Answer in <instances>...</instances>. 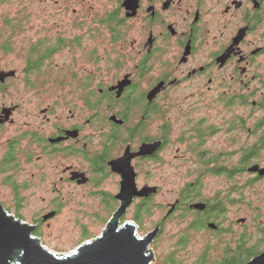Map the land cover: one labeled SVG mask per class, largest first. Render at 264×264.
Returning a JSON list of instances; mask_svg holds the SVG:
<instances>
[{
  "label": "flooded vegetation",
  "instance_id": "af4514ba",
  "mask_svg": "<svg viewBox=\"0 0 264 264\" xmlns=\"http://www.w3.org/2000/svg\"><path fill=\"white\" fill-rule=\"evenodd\" d=\"M55 1L33 35L24 31L26 15L0 25L9 31L7 52L17 31L29 40L23 73L45 72L41 86L65 90L35 114L27 99L8 100L17 71L0 68V195L19 207L30 197L51 203L31 222L0 202L6 214L30 226L43 245L40 230L70 201L95 198L101 211L92 221L106 229L122 205L117 162L128 158L137 191L157 188L134 196L118 220L137 229L140 205L147 203L152 216L160 191L141 177H151L155 166L185 168L193 181L167 204L152 243L179 214L187 220L180 250L191 233L201 238L197 264H264V0H81L77 9V0ZM65 47L82 53V66L72 58L69 72L49 68ZM78 106L87 113L75 121ZM94 125L98 132H85ZM145 145L151 152L137 155ZM79 230V239L90 240L87 225Z\"/></svg>",
  "mask_w": 264,
  "mask_h": 264
},
{
  "label": "rangeland",
  "instance_id": "374dc122",
  "mask_svg": "<svg viewBox=\"0 0 264 264\" xmlns=\"http://www.w3.org/2000/svg\"><path fill=\"white\" fill-rule=\"evenodd\" d=\"M46 1L47 0H5V3L0 4V25H2L5 20L14 17L16 14L17 16H20L21 14L26 15L25 25L27 26V30L24 31H26L25 33H31V35H33L36 32L35 28L37 26H44L40 24V19L50 16L53 14L51 12L56 9L55 0H48L49 2ZM77 1V3L72 5L71 9H77L80 7L81 4L79 2L81 0ZM92 1L98 3V0ZM71 9L69 13H66L67 15L72 14ZM60 14V16L63 15L62 13ZM67 15H64L63 17L69 18L70 15ZM56 16L58 15L56 14ZM37 23L39 24L37 25ZM38 32H40V30ZM73 32L74 29H70L64 33H66L65 35L70 36ZM8 33L9 31L2 29L0 26V68L4 70L17 71L16 78L11 80L9 83L8 100L10 99V102H15L19 98L27 99V102H25L26 107L30 110V112L37 114L38 108H42L46 104L52 103L54 98H56V94L59 93L57 91H61L63 86L46 89V85L41 86L40 84V81L46 77L45 72H36L31 75L23 73L25 65V49L27 41L29 42V40H27L26 37H22L21 34L19 35V32L17 31L18 36H16L15 40L9 41L10 52H7L4 45L8 39ZM20 33L23 34V32ZM77 33H80V31L75 29V34ZM28 39L30 38L28 37ZM67 48L65 47L62 51H60V53L54 56L46 65L50 68V66H55L57 64L59 70L61 67H64V69H61H63L64 72H69L70 67L73 68L72 64H70L71 59L77 58L78 62L76 65L81 67L84 60L82 53L80 51H78L79 53H76L75 51L71 53L69 50L70 48ZM50 72L52 75L55 74L54 71ZM60 73H58V77L61 80L64 73ZM106 77L109 78L110 75H107ZM27 81H36V88L32 89L27 87ZM64 81L67 80L64 79ZM65 108L67 107L64 105L59 106V110ZM78 108H76L74 112L76 115L75 121H77L78 118L84 120L87 112L85 109H82V106H78ZM25 112L27 111L19 112L17 114V118L23 119L25 114L28 113ZM96 126L97 125L88 127L90 130H86L85 132H98ZM174 154V152L170 153L169 157L171 158ZM187 171L188 169L185 168H164L155 166L151 177L147 178L144 177V175L141 177L140 183L148 182L149 185H158L160 187V191L154 198V203L157 207L154 208L153 215L150 218L144 219L143 224L137 228V235L139 237H144L147 233L153 231L155 225L159 223L163 217H165L168 208L166 207L167 204L174 202L177 192L185 183L193 181V178L187 175ZM208 179L206 192L210 191V184L212 181L211 178ZM30 193H32L31 190L25 191L26 195ZM43 193L42 195H44ZM0 202L5 208L10 209V212L12 213L14 210L18 209V212L22 215L26 222H31V220L37 217L38 214L40 216L46 211V208L50 207L51 204L48 200L44 202L40 198L30 197L23 203V207H19L17 205L19 201L14 200L11 195L7 196V194L0 195ZM98 211L100 212L101 210L97 199L80 196L78 198L76 197L63 208L62 213L58 218L51 222L50 227L45 226L42 230H40V238L43 241V245L50 251L61 255L73 252L84 240L90 241L97 238L105 229V224L101 221H97V223L94 220L92 221L94 214ZM179 216V214H175L172 219L167 220L164 224V229L161 235L155 242L151 243L149 250H151L154 255L152 264H166L167 259L169 258L174 260L173 264H197V256L199 254L198 248L201 238L199 235L191 233L186 249L181 251L178 246V242L181 239L183 232L186 230L187 220L182 221ZM101 217L103 218L104 216ZM108 217L109 216L107 215L105 218L107 219ZM131 218V214H128L126 220H131ZM79 225H87L90 240L79 239Z\"/></svg>",
  "mask_w": 264,
  "mask_h": 264
},
{
  "label": "water",
  "instance_id": "95a60500",
  "mask_svg": "<svg viewBox=\"0 0 264 264\" xmlns=\"http://www.w3.org/2000/svg\"><path fill=\"white\" fill-rule=\"evenodd\" d=\"M152 148L153 145H145L137 155L150 153ZM117 164L123 168L124 177L119 195L121 207L100 236L71 253L58 255L50 251L32 236L30 226L6 214L0 205V264H151L154 255L149 247L159 228L139 237L134 224L126 222L119 227L118 220L134 196L146 197L157 188L143 187L137 191L128 158ZM251 264H261V259Z\"/></svg>",
  "mask_w": 264,
  "mask_h": 264
},
{
  "label": "trees",
  "instance_id": "16d2710c",
  "mask_svg": "<svg viewBox=\"0 0 264 264\" xmlns=\"http://www.w3.org/2000/svg\"><path fill=\"white\" fill-rule=\"evenodd\" d=\"M151 216V209L149 206H147V203L141 204L139 207V211L137 213V216L135 218V221L139 226L143 224L144 219H147ZM168 263V262H167Z\"/></svg>",
  "mask_w": 264,
  "mask_h": 264
}]
</instances>
